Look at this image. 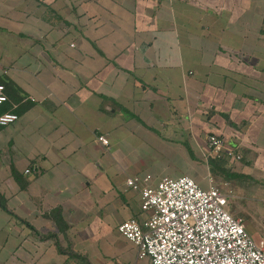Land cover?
Returning <instances> with one entry per match:
<instances>
[{"label": "crops", "instance_id": "1", "mask_svg": "<svg viewBox=\"0 0 264 264\" xmlns=\"http://www.w3.org/2000/svg\"><path fill=\"white\" fill-rule=\"evenodd\" d=\"M0 80L18 91L0 193L25 225L22 264L66 262L70 236L114 213L116 230L142 225L127 178L208 188L209 135L233 149V192L264 194V0H0Z\"/></svg>", "mask_w": 264, "mask_h": 264}, {"label": "built area", "instance_id": "2", "mask_svg": "<svg viewBox=\"0 0 264 264\" xmlns=\"http://www.w3.org/2000/svg\"><path fill=\"white\" fill-rule=\"evenodd\" d=\"M7 101L0 84V106ZM17 120L14 112L2 113L0 127ZM98 140L108 145L106 137ZM207 144L212 152L233 157V149L222 138L209 135ZM207 180L208 188L187 175L164 177L155 183L148 174L126 179L127 188L139 193L140 209L148 218L142 225L135 219L123 221L117 232L136 247L138 260L149 264H264V239L251 238L242 219L226 211L227 198L219 186L210 177Z\"/></svg>", "mask_w": 264, "mask_h": 264}, {"label": "rangeland", "instance_id": "3", "mask_svg": "<svg viewBox=\"0 0 264 264\" xmlns=\"http://www.w3.org/2000/svg\"><path fill=\"white\" fill-rule=\"evenodd\" d=\"M222 158L223 154L214 158L220 161H216L214 167L210 166V174L219 186L221 193L227 198L226 211L231 216L242 219L245 230L253 240L264 239V194L250 195L245 193L244 187L240 192H233V182L222 177L227 176L224 165L221 164ZM205 170L204 167L202 171L204 176L207 175ZM194 180L200 184L199 178H194ZM201 187L204 188V186ZM10 206L13 204L11 203ZM16 208L15 205V208H10V210H16L20 214ZM118 216L119 214L114 213L103 217L101 225H97L98 227L95 225L80 226L83 236L81 234L70 236L74 239V244H72L75 247L71 250L63 249L68 258L61 264H149L148 260H138L136 247L118 234L115 227ZM85 222H93V219L88 218ZM24 226L20 217L16 218L5 214L0 209V264H22V255L25 252L21 245ZM62 238L61 243L65 246L64 243L67 239ZM70 253H75L77 256L70 255ZM59 261L58 255L51 256V264H58Z\"/></svg>", "mask_w": 264, "mask_h": 264}, {"label": "trees", "instance_id": "4", "mask_svg": "<svg viewBox=\"0 0 264 264\" xmlns=\"http://www.w3.org/2000/svg\"><path fill=\"white\" fill-rule=\"evenodd\" d=\"M0 84H2L3 86H4V91H5V94H8V96H9V98H10V100H11V102H13V103H18L19 101H16L15 99H16V95H15V93H18V91H17V88H16V86L12 83V82H10V81H7V80H0ZM1 106H3V108H2V111L0 112V114H2V113H5L6 111H12V112H14V113H16V111L14 110L13 111V109H12V107H11V104H9L8 103V101L7 102H5L4 104H2ZM0 106V107H1ZM209 165L211 166V167H213V166H215V162H214V160H210L209 161ZM13 176H14V178H15V180L18 182V184H19V187L20 188H22L23 187V183H22V181L19 179V177L17 176V173L16 172H13ZM0 209L2 210V211H4L5 213H7V214H9V215H12L13 217H16V218H18L16 215H14L9 209H8V207H7V204H6V199H5V197L0 193ZM56 212H53V221L55 222V224H56V226L61 230H64V221H63V219H61V218H59L58 217V214L56 213ZM20 220V219H19ZM73 256H77V254H75V253H71Z\"/></svg>", "mask_w": 264, "mask_h": 264}]
</instances>
